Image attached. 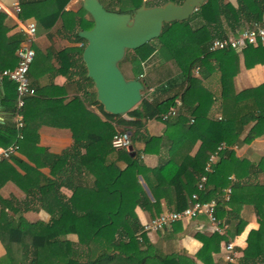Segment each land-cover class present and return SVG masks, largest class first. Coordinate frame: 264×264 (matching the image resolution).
<instances>
[{
	"label": "trees",
	"instance_id": "trees-1",
	"mask_svg": "<svg viewBox=\"0 0 264 264\" xmlns=\"http://www.w3.org/2000/svg\"><path fill=\"white\" fill-rule=\"evenodd\" d=\"M68 1L19 0V17L31 18L45 30L60 20L63 33L71 34L75 40L84 43L77 37L75 27L81 30L89 29L92 25L91 20L86 21L75 13L65 11L64 7ZM131 3L129 12L138 8L142 1L131 0ZM237 4L241 13L257 14L258 19L253 18L249 22L259 21L260 12L252 0H237ZM80 12L85 13L82 9ZM193 16L200 17L205 24L197 29H191L188 20L163 24L156 39L136 50L126 51L119 62L128 63L132 78H138L142 74V65L156 50L164 61L171 62L177 69V80L180 81L178 86L181 91L178 95L159 102L142 98L139 104L126 114L134 121H124L118 116L103 112L101 106L93 99V104L98 106L109 123L98 122L92 114L84 110L78 98L71 100L68 108H74L76 105L75 107L82 112L77 113L76 124L70 125L72 139L77 146L79 132L84 129L88 136L83 142L90 148L78 157L76 155L52 157L53 164L61 167L70 162L69 171H78L80 167L92 168L103 183L93 181L89 187L76 185L65 203L55 201L58 215L46 226L29 225L18 218L19 214L15 217L9 215L6 211L11 210L10 202L0 198V244L5 251L4 256L0 258V264H194L184 255L174 253L163 255L152 250L134 210L139 208L145 211L150 219L163 213V208L167 211L180 212L189 205L191 195L198 193L196 184L202 175L206 177V182L204 191L198 193L199 202L214 199L216 201L214 216L217 220L227 214L225 208L229 209V214L237 215L235 218L231 217L234 224L225 222L228 225L226 234L214 232L205 236L197 232L193 235V239L200 243L203 251V264H212V255L219 252V245L241 232L244 222L238 220V213L244 204L254 207L258 228L248 232L246 247L242 250L238 264H264V186L240 183L239 180L248 174L251 166L244 159L235 158L233 152L228 150L234 145L249 144L264 135V83L238 93H234L233 90V78L238 73L239 56L245 69L255 65L264 66V45L248 46L241 52L233 50L208 52V44L214 37L208 26L218 23L219 16L234 23L240 18L230 5H222L219 0H206ZM3 19L4 14L0 13V32L4 30L1 26ZM24 39L25 35L16 36L0 44L3 48L0 50V70L10 69L16 64L14 51ZM43 59L44 57L36 51L27 75L39 76L44 71L39 70ZM79 62L78 76L92 85L85 76L83 64L80 60ZM68 65L72 66L71 63ZM196 66L199 68L197 73L199 78H195L192 73ZM64 69L63 73L67 76ZM212 73L217 74L219 83L217 98L220 104L219 120L207 117L214 99L213 94L201 82V79ZM167 83L170 85L173 82ZM0 89L6 91L1 94V103L4 109H8L13 115L14 85L4 80L0 84ZM92 96L94 98V92ZM175 99L181 103L177 108V116L162 121L160 115L170 108H175L173 104ZM23 108L20 110L21 113ZM149 120L163 123L165 129L160 137L140 136L144 144L141 153H156L163 140L168 143L170 153L175 152L186 142L193 144L198 141L199 147L194 156H184L179 161H167L156 168L148 169L142 164L138 154L134 155L123 149L117 151V158L125 161L124 169L119 170L113 163H107L106 155L115 151L110 145L115 132H126L127 127H133L134 136L138 135L143 123ZM111 121H115V126L120 127L119 131H115ZM23 124L21 131L23 139L18 142L17 151L22 153L23 150L25 152L24 141L27 142V138L31 140L26 115ZM13 142H15L13 126L0 130V147L5 148ZM101 143V152H96L95 145ZM221 145L224 148L218 151ZM38 151L40 152L37 153L38 156L45 154L40 149ZM214 153L217 154L218 160L212 164L209 172H205V163L209 155ZM20 162L13 156L0 162V188L10 181L25 194L39 193L38 199L43 202L46 195H42V189L38 188L37 181L31 179L33 173L24 167L22 171L25 176H21L11 167V164L16 165ZM256 167L257 170L264 171V160H260ZM231 173L234 174L236 181L230 184L227 178ZM137 177L143 180L151 200L139 185ZM228 186L230 195L227 202H223L222 190ZM169 227L171 233H176L181 228L179 222ZM69 234L76 235L77 245L64 239ZM93 245L100 246L95 254L91 251ZM81 250L83 251L80 252ZM81 253H84L82 254L84 260H76Z\"/></svg>",
	"mask_w": 264,
	"mask_h": 264
},
{
	"label": "crops",
	"instance_id": "crops-1",
	"mask_svg": "<svg viewBox=\"0 0 264 264\" xmlns=\"http://www.w3.org/2000/svg\"><path fill=\"white\" fill-rule=\"evenodd\" d=\"M81 1L82 0H69L64 10L75 13L78 17H83L84 20L89 21L90 17L86 13L80 12ZM102 1L104 5L108 3V6H116V4L113 5L108 0ZM141 1V5L145 7L161 6L167 2H172L174 4H179L181 2V0ZM219 2L222 5H230L240 19L237 23H234L230 19L219 16L218 23L208 26V30L214 37L234 36L246 27L250 20L257 18L256 13H241L238 10L237 0H219ZM252 2L257 6L260 12L258 22L264 23V0H252ZM131 4V0H126L127 6L121 11L116 9V7H113L112 10L113 12L127 13L131 9ZM14 5H18L19 7V0H0V13L4 14V19L1 22V26L4 30L0 32V44L16 36L23 37V29L26 23L33 22L35 24V35L31 48L34 53L37 51L44 57L42 65L39 68V70L44 71L37 77H33L32 74L27 75L28 83L33 88L34 95L25 99L22 115L23 118L24 115H26L31 140L27 138V142L24 141L25 144L23 145L25 152L23 150V153L17 152L13 155V158L21 162L16 165L11 164V167L15 169V172L21 174V176H25L22 168H28L30 172L33 173L31 179L37 181L38 188L40 187L42 189V195H46V197L43 198V202H40L38 199V197L40 198L39 193L34 195L25 194L14 183L8 181L0 188V198L10 202L11 210L8 209V211H6L9 215L15 217L19 214L20 216L18 218H21L29 225L42 224L46 226L58 215V206L55 204V201L65 203L72 195V190L76 185H85L89 187L92 185L93 181H97L100 184L103 183L92 168L80 167L78 171H69L68 166L70 162L63 164L61 167L58 166V164H53L54 159L52 157H71L74 155L78 157L81 156L87 148H90L87 147L88 144L86 145V143L83 142L86 136H88L84 129L80 130L79 142L78 145L75 146L70 131V125L76 124L77 113L82 112L75 107L76 105L74 108H68V104L71 103L73 98H78L84 110L92 114L98 122H109L101 114L98 106L93 104V99H95V94L94 98L92 96L94 92L93 86L87 84L78 76V72L80 71L79 60L81 61L80 55L84 43L75 40L71 34L63 33L61 31L60 20H57L52 27L45 30L31 18L21 19L19 17L20 11L19 13H15L13 9ZM193 15L194 13L187 19L191 29H197L205 24L200 17ZM75 30L77 32L81 31V29L77 27H75ZM23 41L19 43L18 47ZM2 49L3 48L0 46V50ZM70 63L72 66L68 65ZM125 64L124 69H121L124 72L123 76L125 78L129 76V79H131L132 74L130 65L128 63ZM64 67L67 68L64 69ZM63 69L67 72V76L64 75ZM142 75L141 83L144 93L143 95L141 94L142 98L159 102L178 95L181 92L178 86L180 81L177 80L178 74L176 67L171 62L164 61L156 50L142 65ZM193 76L199 78L198 74ZM167 82L173 83L168 85L169 83ZM201 82L202 85L213 94L214 99L207 117L218 120L217 118L220 117V104L219 100H217V98H219L217 74L212 73L207 75L205 79H201ZM262 83H264V66L255 65L250 69H245L242 64V58L239 56L238 73L233 78L234 93L257 87ZM4 92H6L4 89H0V130H6L9 126H13L11 123L12 115L10 111L4 109L1 103V94H4ZM119 118L124 121H134L133 118H129L128 116ZM111 125L114 127L115 131L120 130L119 126H115V121H111ZM164 129L163 123L149 120L143 123L142 129L138 131V135L134 136L133 127H127L125 131L130 136V146L126 150L131 154H138L140 161L148 169L156 168L167 161H179L184 156H194L199 147L198 141L193 144L186 142L184 145L177 148L175 152L170 153L168 151V143L163 140L156 153H141L144 144L140 138L145 136L160 137ZM101 146L102 143L95 145V151L101 152ZM39 149L44 151L45 154H40L38 156L37 153ZM228 150L233 152L235 158L244 159L251 166L248 174L239 180L240 183L264 186V171L257 170L256 167L260 160H264V135L252 140L249 144L234 145L228 148ZM117 151L118 150H115L107 154L106 161L107 163H113L119 170H122L125 168L126 164L122 158H117ZM217 160L218 156L215 157L213 164L217 162ZM228 177L232 178V181H229L230 184L236 181L233 173L229 174ZM137 180L146 196L151 200L150 193L141 177H137ZM54 187H56V189H54ZM161 204L163 207V203ZM162 211L165 212L167 210L163 208ZM134 212L141 227L150 220V217L145 211L135 208ZM225 212L227 214H225L224 218L218 220L225 225V229L223 230L224 234H226L228 230V225L225 224V222L228 221L234 224V220H232L231 217L235 218L237 216L232 213L229 214L230 211L228 208H225ZM238 218V220L244 222L242 230L238 235L233 236L226 242L231 243L233 252L236 256L235 261L231 264H238V261L242 257V250L246 247L245 240L248 232L258 228L256 211L252 205H242L238 213ZM179 223L181 228L180 231L176 233H171L170 227L160 232L145 233L150 248L163 255L171 253L184 255L194 264H203V251L200 243L193 239V235L197 232L205 236L210 235V224L206 221L204 216H198L193 220L181 221ZM64 239L73 245H77V237L74 234H69ZM222 246L223 243L219 245V252L212 255V264H228L223 260L224 253ZM82 251L83 250L80 252ZM4 254V248L0 244V258L4 256ZM82 254L84 253H81V256L77 257L76 260H84Z\"/></svg>",
	"mask_w": 264,
	"mask_h": 264
},
{
	"label": "water",
	"instance_id": "water-1",
	"mask_svg": "<svg viewBox=\"0 0 264 264\" xmlns=\"http://www.w3.org/2000/svg\"><path fill=\"white\" fill-rule=\"evenodd\" d=\"M206 0H181L161 6L140 5L132 12H112L99 0H82L81 9L90 17L91 28L77 32L84 41L80 59L85 76L93 86L95 101L110 115L125 117L142 100L138 78L126 79L119 62L133 51L156 39L163 24L186 21Z\"/></svg>",
	"mask_w": 264,
	"mask_h": 264
},
{
	"label": "built area",
	"instance_id": "built-area-1",
	"mask_svg": "<svg viewBox=\"0 0 264 264\" xmlns=\"http://www.w3.org/2000/svg\"><path fill=\"white\" fill-rule=\"evenodd\" d=\"M13 9L15 13H19L20 11L18 5H14ZM23 33L25 35V39L15 51V66L10 69L0 70V84L4 80L12 82L15 93V113L11 118V123L15 130V142L5 148H0V162L3 160H8L11 156L17 153L18 142L23 139L21 131L24 127L23 115L20 110L24 105L25 99L34 95V90L28 83L27 73L34 58V51L31 48V44L34 40L35 24L33 22L26 23ZM257 44L264 45V23L252 21L234 36L214 37L209 42L207 51L214 52L233 50L235 52H241L246 47H256ZM198 69V66H196L192 73L197 74ZM142 76L143 75L140 74L138 79H141ZM173 104L175 108H170L166 113L160 115V119L162 121H166L177 116V108L181 106V103L178 99H175ZM217 119L219 120V117ZM191 122L192 120L190 119L189 123ZM110 145L113 150L128 149L130 146L129 134L127 132H116L111 138ZM223 148L224 146L221 145L217 150L219 151ZM216 156V153L209 155L204 167L205 172H209L211 170V166ZM227 179L232 181L231 177H228ZM205 182L206 177L204 175L200 176L196 184V191L198 193L204 191ZM198 193L191 195V201L189 202V205L180 212H175L172 210L165 211L155 218L150 219L142 226L144 233L162 231L164 228L169 227L175 222L189 221L197 218L198 216H204L206 221L211 226V233L216 232L218 234H224L223 230L225 229V225L219 222L214 216L216 201L210 200L208 202L201 203L198 200ZM229 195L230 187L228 186L222 190V201L227 202ZM222 247L224 253L223 260L226 263L234 262L236 256L233 252L231 243H223Z\"/></svg>",
	"mask_w": 264,
	"mask_h": 264
},
{
	"label": "rangeland",
	"instance_id": "rangeland-1",
	"mask_svg": "<svg viewBox=\"0 0 264 264\" xmlns=\"http://www.w3.org/2000/svg\"><path fill=\"white\" fill-rule=\"evenodd\" d=\"M109 2H111L113 5H115L116 4V6H108V3H106L105 5L103 4V1L102 0H99V2L101 3V5L105 8V9H107V10H109V11H113L112 9H113V7H116V9H119V11L120 10H122L125 6H127L126 5V0H108ZM115 11V10H114ZM117 11V10H116ZM126 64L125 63H119L118 64V66H119V69H120V71H121V73L124 75V72L121 70V69H124V66H125ZM193 75H197V74H193ZM126 79H129V76H128V78H126ZM141 81V80H140ZM142 82V81H141ZM211 86H212V84H211ZM212 92H214L213 90H211ZM141 94L143 95L144 93H143V91L141 92ZM92 247V246H91ZM99 248H100V246H95V245H93V247H92V249H91V251L95 254L96 252H98V250H99ZM80 261H83V260H81V259H79Z\"/></svg>",
	"mask_w": 264,
	"mask_h": 264
},
{
	"label": "clouds",
	"instance_id": "clouds-1",
	"mask_svg": "<svg viewBox=\"0 0 264 264\" xmlns=\"http://www.w3.org/2000/svg\"><path fill=\"white\" fill-rule=\"evenodd\" d=\"M235 261V260H234ZM233 263V262H232ZM228 264H231V263H228Z\"/></svg>",
	"mask_w": 264,
	"mask_h": 264
}]
</instances>
